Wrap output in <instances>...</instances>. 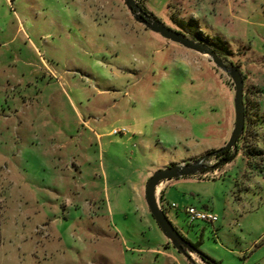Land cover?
<instances>
[{"label": "rangeland", "instance_id": "1", "mask_svg": "<svg viewBox=\"0 0 264 264\" xmlns=\"http://www.w3.org/2000/svg\"><path fill=\"white\" fill-rule=\"evenodd\" d=\"M137 1L198 41L223 39L258 133L232 161L212 154L164 180L158 198L178 205L165 212L200 252L264 264V0ZM234 94L209 54L149 29L124 0H0V264H208L175 248L145 186L228 141ZM189 204L218 221L189 224Z\"/></svg>", "mask_w": 264, "mask_h": 264}, {"label": "water", "instance_id": "2", "mask_svg": "<svg viewBox=\"0 0 264 264\" xmlns=\"http://www.w3.org/2000/svg\"><path fill=\"white\" fill-rule=\"evenodd\" d=\"M124 1L130 11L133 12L134 17L138 21L144 23L149 29L158 32L165 38L178 42L188 48L209 54L215 64L231 76L235 84V122L228 141L222 147L215 149L212 152H207L196 162L188 164H170L166 167L155 170L147 180L145 186V198L150 212L163 233L168 237L175 248L187 255H190L188 250L199 253V250L192 244L190 240L184 237V235L177 229V227L166 214L165 210L162 208L161 202L158 198V187L164 180L196 173L205 166V161L210 155L230 149L234 146L238 137L245 131L246 104L244 100V76L239 67H237L233 62L227 63L226 60L220 56L217 51L208 43L198 41L188 36L184 32L172 28L161 19L155 17L152 12L145 10L137 0Z\"/></svg>", "mask_w": 264, "mask_h": 264}, {"label": "trees", "instance_id": "3", "mask_svg": "<svg viewBox=\"0 0 264 264\" xmlns=\"http://www.w3.org/2000/svg\"><path fill=\"white\" fill-rule=\"evenodd\" d=\"M139 2V1H138ZM140 4V3H139ZM145 10H147L143 4H140ZM200 40L202 41H205L206 43L210 44L216 51L217 53L222 56L224 59H225V54L227 53V51H222V49H225V43L223 41V39L221 37H216V38H213V37H210L209 35L207 36H204V35H201L200 36ZM244 76V75H243ZM246 117H247V114H246ZM254 124L253 126L255 125H258V118L257 119H254ZM249 130V121H248V118H247V122L245 124V131L243 134H241L238 139H237V142L234 144V146L230 149H226L224 151H221L219 153H216L214 155H216L220 160L221 162H223V164L225 163H228L230 161H232L235 156L237 155L238 153V150H239V142L243 139V138H248V137H253L255 134H258L257 131H252V132H248ZM256 136V135H255ZM215 150V149H214ZM247 150H250L251 152L252 151H260L261 149L258 148V147H249ZM213 151V150H212ZM212 151H209V152H212ZM250 152V153H251ZM160 201H161V206L162 208L166 211V203L169 202L165 196V190H163L161 192V195H160ZM170 205V203H169ZM192 244L199 250V243H200V240L196 241V242H193L191 241ZM199 255L201 256V258L208 264H221L219 261L217 260H214L213 258H211L209 255H207L206 253L204 252H200L199 251Z\"/></svg>", "mask_w": 264, "mask_h": 264}, {"label": "built area", "instance_id": "4", "mask_svg": "<svg viewBox=\"0 0 264 264\" xmlns=\"http://www.w3.org/2000/svg\"><path fill=\"white\" fill-rule=\"evenodd\" d=\"M114 131H118V129H114ZM171 207H177L178 205L175 202L170 203ZM185 212L187 213V220L189 224H193L197 220H204L207 222L215 223L218 221V215L206 207H198L194 204H189L184 207Z\"/></svg>", "mask_w": 264, "mask_h": 264}, {"label": "crops", "instance_id": "5", "mask_svg": "<svg viewBox=\"0 0 264 264\" xmlns=\"http://www.w3.org/2000/svg\"><path fill=\"white\" fill-rule=\"evenodd\" d=\"M205 11V10H204ZM204 11H202L203 13H204ZM226 18H230V19H236V20H240V21H243V22H245V19L246 18H244L243 16H240L239 14H234L231 10L230 11H228V13H227V16H225ZM112 130H109V132L108 133H110ZM165 196H166V198H167V195H166V192H165ZM168 200V199H167ZM169 201V203H170V200H168ZM206 208H208V207H206Z\"/></svg>", "mask_w": 264, "mask_h": 264}, {"label": "flooded vegetation", "instance_id": "6", "mask_svg": "<svg viewBox=\"0 0 264 264\" xmlns=\"http://www.w3.org/2000/svg\"><path fill=\"white\" fill-rule=\"evenodd\" d=\"M184 235V234H183ZM184 237H186L188 240H190L187 236L184 235ZM191 241V240H190ZM189 251V250H188Z\"/></svg>", "mask_w": 264, "mask_h": 264}]
</instances>
